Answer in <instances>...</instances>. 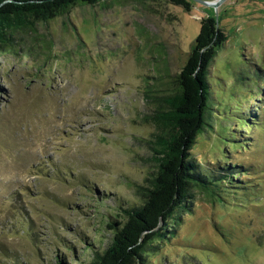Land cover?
<instances>
[{"label": "rangeland", "instance_id": "rangeland-1", "mask_svg": "<svg viewBox=\"0 0 264 264\" xmlns=\"http://www.w3.org/2000/svg\"><path fill=\"white\" fill-rule=\"evenodd\" d=\"M190 4H77L15 34L21 54L0 52V264H84L110 245L107 224L156 176L155 117L211 16L227 39L188 157L211 186L190 188L181 223L144 258L264 264V0Z\"/></svg>", "mask_w": 264, "mask_h": 264}, {"label": "trees", "instance_id": "trees-1", "mask_svg": "<svg viewBox=\"0 0 264 264\" xmlns=\"http://www.w3.org/2000/svg\"><path fill=\"white\" fill-rule=\"evenodd\" d=\"M102 1L106 0H0V52L8 48L12 54H21L20 46L14 44L15 34L32 32L38 22L63 15L77 4L96 6ZM170 1L187 11L192 8V0ZM217 19L211 16L201 21L178 76V92L166 100L169 111L155 117L159 131L151 147L158 170L143 204L124 210L126 220L107 224L113 233L110 245L102 253L90 246L93 259L84 264H146L144 257L153 252L148 249L151 242L166 238L181 223L177 212L189 210L190 188L211 186L212 180L188 157L206 126L210 65L227 39Z\"/></svg>", "mask_w": 264, "mask_h": 264}, {"label": "water", "instance_id": "water-1", "mask_svg": "<svg viewBox=\"0 0 264 264\" xmlns=\"http://www.w3.org/2000/svg\"><path fill=\"white\" fill-rule=\"evenodd\" d=\"M197 2H199L200 4H203L205 6H208V7H212L214 9L217 10V8L222 4V2H224L225 0H218L216 2H205V1H202V0H195Z\"/></svg>", "mask_w": 264, "mask_h": 264}]
</instances>
